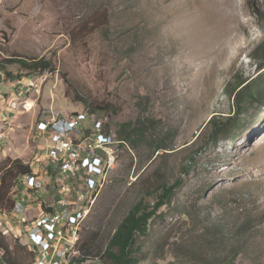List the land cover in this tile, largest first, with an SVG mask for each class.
<instances>
[{
  "label": "rangeland",
  "instance_id": "1",
  "mask_svg": "<svg viewBox=\"0 0 264 264\" xmlns=\"http://www.w3.org/2000/svg\"><path fill=\"white\" fill-rule=\"evenodd\" d=\"M0 55L55 66L0 72V167L22 159L34 171L25 178L40 182L19 178L18 204L29 208L25 196L37 202L51 192L45 112L81 115L87 133L118 140L124 124L146 123V143L120 145L89 226L81 222L83 239L101 210L114 232L141 195L154 206L159 187L175 186L173 204L141 240L140 264L222 262L239 250L233 264H264V108L239 139L225 137L198 155L193 147L214 115L233 113L238 87L264 71V0H0ZM160 141L175 150L157 152ZM65 164L57 161L56 170ZM13 213L0 215V234L12 250L31 251L34 236Z\"/></svg>",
  "mask_w": 264,
  "mask_h": 264
},
{
  "label": "trees",
  "instance_id": "2",
  "mask_svg": "<svg viewBox=\"0 0 264 264\" xmlns=\"http://www.w3.org/2000/svg\"><path fill=\"white\" fill-rule=\"evenodd\" d=\"M15 65H19L29 74L55 71L52 61L45 58L27 59L21 56L6 58L0 55V72L6 71L8 66ZM261 108H264V71L238 87L234 97L233 113H230L228 117L213 116L207 129L199 137L201 140L197 139L193 144V147L198 149L196 155L209 148H217L225 137L234 136L239 139L243 133L254 128L256 121L261 118ZM145 128L149 130L146 123L124 124L118 135L123 142L139 145L142 141L147 142L148 131L142 130ZM173 150L175 149L166 145L165 141H160L157 145V152ZM33 176L34 171L30 164H25L22 159H10L2 168L0 167V215L12 214L16 211L18 203L13 192L16 181L21 177ZM176 189L175 186L167 185L159 187V195L154 206H151L147 198L141 195L114 232H112V220L107 221V211L101 210L97 215L95 214L91 226L93 230L87 232L80 246L84 261L100 258L104 264H140L147 257L142 251L141 240L149 236L151 222L159 210L173 204ZM106 230L110 231L107 236H104ZM106 241L108 246L104 250ZM0 250L4 254L6 264H35L36 262V254L29 251L26 246L21 245L12 250L3 234H0ZM240 251L243 252L239 250V254ZM238 253L232 256L227 255L222 262L209 261L205 264H233Z\"/></svg>",
  "mask_w": 264,
  "mask_h": 264
},
{
  "label": "built area",
  "instance_id": "3",
  "mask_svg": "<svg viewBox=\"0 0 264 264\" xmlns=\"http://www.w3.org/2000/svg\"><path fill=\"white\" fill-rule=\"evenodd\" d=\"M43 117L44 127L53 125V134L49 135L54 144L50 148L53 166L49 171L53 173V180L48 184L51 192L47 199L39 201L36 215L31 220L26 215L20 224L27 236H34L45 264H82L80 246L84 239L79 222L89 226L88 213H92L109 181L120 145L127 144L112 133L100 130L87 133L84 129L86 121L81 115L65 117L47 111ZM63 157H70V164L66 170H56V162L63 161ZM61 176H70V184H61ZM24 179L31 187L38 185L37 181ZM29 197L32 199V195ZM57 201H64V209H61L60 220L52 221L53 206H57ZM73 252H80L79 260H72ZM0 258L4 264L1 250Z\"/></svg>",
  "mask_w": 264,
  "mask_h": 264
},
{
  "label": "bare ground",
  "instance_id": "4",
  "mask_svg": "<svg viewBox=\"0 0 264 264\" xmlns=\"http://www.w3.org/2000/svg\"><path fill=\"white\" fill-rule=\"evenodd\" d=\"M230 1V0H228ZM32 105H29L28 108H31ZM50 131L53 134V125H50ZM63 161L66 162V164L63 167V170L67 169V164L70 163V157H63ZM115 163H113V168H114ZM69 180V177H67ZM61 184H64L61 182ZM61 209H64V201H57V206H53V213H52V221H59L60 220V213ZM81 222H79V230H80ZM34 253L36 254V262L35 264H45L44 261H42L40 251L37 247V245L34 246ZM78 257V252H73L72 253V260H75Z\"/></svg>",
  "mask_w": 264,
  "mask_h": 264
},
{
  "label": "crops",
  "instance_id": "5",
  "mask_svg": "<svg viewBox=\"0 0 264 264\" xmlns=\"http://www.w3.org/2000/svg\"><path fill=\"white\" fill-rule=\"evenodd\" d=\"M49 132H50V135H52V132L50 130H49ZM37 182H38V185L36 187L38 188V186L40 185V182H39V180H37ZM33 199L31 200L30 197H29V195L25 196L22 199V200H24L23 203L24 202H27V205L29 204L28 205L29 208H26L27 206H23L22 204H18L16 211L13 213L15 215V217L17 218L16 220H14L15 222H19L21 219H23L27 215V212L26 211H28V214H31V217L30 218L31 219L33 218V216H32L33 215V212L30 210V208H32V210H38V208H40V203H39L40 199L37 202H34ZM27 216L29 217V215H27ZM12 224H14V223H12ZM25 234L27 236V233H25ZM30 240L31 241H34V239H31V238H30ZM27 245H28V247H29V249L31 251H34V245H35V243H33V242L32 243H29L28 242Z\"/></svg>",
  "mask_w": 264,
  "mask_h": 264
}]
</instances>
